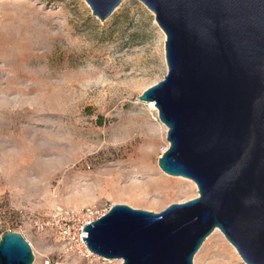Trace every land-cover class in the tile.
<instances>
[{
	"label": "rangeland",
	"instance_id": "1",
	"mask_svg": "<svg viewBox=\"0 0 264 264\" xmlns=\"http://www.w3.org/2000/svg\"><path fill=\"white\" fill-rule=\"evenodd\" d=\"M164 42L139 0L102 21L84 0H0V237L19 232L31 264L120 263L64 253L37 225L57 205L159 212L198 196L187 178L160 176L167 127L138 100L167 73ZM193 264L243 263L215 228Z\"/></svg>",
	"mask_w": 264,
	"mask_h": 264
},
{
	"label": "water",
	"instance_id": "2",
	"mask_svg": "<svg viewBox=\"0 0 264 264\" xmlns=\"http://www.w3.org/2000/svg\"><path fill=\"white\" fill-rule=\"evenodd\" d=\"M105 20L122 0H84ZM165 34L167 73L145 89L167 127L162 171L198 196L159 212L114 204L86 224L93 254L119 264H193L218 228L247 264H264V0H139ZM19 232L0 264H31Z\"/></svg>",
	"mask_w": 264,
	"mask_h": 264
},
{
	"label": "built area",
	"instance_id": "3",
	"mask_svg": "<svg viewBox=\"0 0 264 264\" xmlns=\"http://www.w3.org/2000/svg\"><path fill=\"white\" fill-rule=\"evenodd\" d=\"M105 213H99L91 207L70 209L57 205L50 215L39 220L37 225L40 229L52 231L64 253L89 258L93 253L89 251L82 239V237H87V232L83 231V227Z\"/></svg>",
	"mask_w": 264,
	"mask_h": 264
},
{
	"label": "bare ground",
	"instance_id": "4",
	"mask_svg": "<svg viewBox=\"0 0 264 264\" xmlns=\"http://www.w3.org/2000/svg\"><path fill=\"white\" fill-rule=\"evenodd\" d=\"M146 104L148 105L149 107V110L153 111V112H156L157 113V108L155 106V103L153 101H148L146 102ZM156 117H157V114H156ZM156 117H153L152 120H156ZM160 124L163 126L162 122H160ZM165 128V131H166V126H164ZM168 147V143L167 145L165 146V150L167 149ZM153 154V150H150V151H147V152H135V155H137V162H142V163H147L148 162V159L150 158V156ZM160 176L164 179H168V180H171V181H174L176 183H179L181 182L182 180H186V178H183V177H171V176H168L167 174H164L163 172H161ZM188 179V178H187ZM188 181H190L193 185V187L195 188V191H196V194L198 193V189H197V185L191 180V179H188ZM126 199L130 200V201H135L137 200V194L135 191H132L130 192L129 194H127L125 196ZM67 203V202H66ZM70 204V203H69ZM68 204V205H69ZM71 206V205H70ZM218 231V230H216ZM225 238V236H224ZM226 239V238H225ZM227 240V239H226ZM228 241V240H227ZM229 242V241H228ZM230 243V242H229ZM230 245L233 247L234 251L236 252V254L238 255V257L240 258L241 262L243 264H247L245 261H243V259L241 258V256L238 254L237 250L235 249V247L230 243ZM94 255V254H93ZM105 260H107L108 262H112V261H117V260H112V259H106L104 258Z\"/></svg>",
	"mask_w": 264,
	"mask_h": 264
}]
</instances>
